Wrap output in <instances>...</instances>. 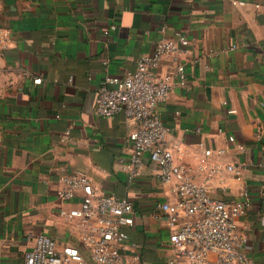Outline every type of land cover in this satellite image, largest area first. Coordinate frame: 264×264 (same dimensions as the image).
<instances>
[{
	"label": "crops",
	"instance_id": "1",
	"mask_svg": "<svg viewBox=\"0 0 264 264\" xmlns=\"http://www.w3.org/2000/svg\"><path fill=\"white\" fill-rule=\"evenodd\" d=\"M0 25L12 37L0 56V264L21 263L40 232L83 249L79 227L59 216L81 199L58 196L64 167L132 201L127 264L174 257L166 219L152 217L174 198L172 185L159 181L150 161L128 180L121 165L134 122L124 113L99 117L95 104L106 74L126 75L178 33L190 40L188 86L158 106L168 141L196 152L201 142L227 147L223 162L246 164L241 179L227 173L211 193L234 200L243 187L251 191L253 206L238 221L248 255L264 264V0H0ZM166 69L164 62L158 72ZM183 161L196 165L201 157Z\"/></svg>",
	"mask_w": 264,
	"mask_h": 264
},
{
	"label": "built area",
	"instance_id": "2",
	"mask_svg": "<svg viewBox=\"0 0 264 264\" xmlns=\"http://www.w3.org/2000/svg\"><path fill=\"white\" fill-rule=\"evenodd\" d=\"M11 39L10 30L0 25V56ZM190 53V40L181 33L175 38L160 39L152 53L139 57L133 71L123 76L105 75L98 89L95 114L110 117L124 113L134 122L129 134L131 152L121 165L130 182L142 174L150 161L156 166L159 181L172 185L174 198L158 203L152 211L153 218H165L170 228L169 244L175 255L167 264H254L245 248L248 237L238 221L253 206L251 191L243 187L234 200L211 193L212 182L219 180L222 184L227 173L241 179L246 164L223 162L227 147L212 148L201 142L196 152L169 143L171 128L158 111V106L168 100L175 88L188 86ZM164 62L167 69L159 73ZM34 82L41 83L42 78L35 77ZM70 134L71 129L67 128L64 136ZM228 140L236 143L233 134ZM188 155L201 157V161L196 165L184 162ZM58 180L57 194L63 201L81 197L79 205L61 208L59 216L79 227L83 249L59 243L40 232L19 264H127L125 250L130 248L127 229L135 223L132 201L100 190L89 175L65 167ZM260 194L264 197V182ZM134 259L139 260L140 255L136 253Z\"/></svg>",
	"mask_w": 264,
	"mask_h": 264
}]
</instances>
